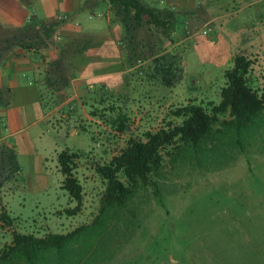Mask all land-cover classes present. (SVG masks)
Listing matches in <instances>:
<instances>
[{"label":"rangeland","instance_id":"1","mask_svg":"<svg viewBox=\"0 0 264 264\" xmlns=\"http://www.w3.org/2000/svg\"><path fill=\"white\" fill-rule=\"evenodd\" d=\"M242 1L250 4L239 11ZM177 22L166 34L144 23L124 38L127 61L141 66L123 77L124 88L104 99L96 117L79 119L81 132L58 142L59 151L81 154L75 171L84 188L81 213H65L77 203L61 188V174L51 173L48 192L36 194L19 173L25 189H16L14 200L2 197L15 219L11 225L0 219V248L11 243L14 232L41 237L91 223L105 190L97 166L119 154L129 139H144L167 122L180 124L170 114L190 100L220 103L224 73L233 62L217 63L216 37L232 46L234 57L244 54L254 61L251 76L264 93V0H197L196 9ZM201 35L211 52L198 46ZM121 117L127 132L118 130ZM219 150L210 146L206 158L176 162L165 155L158 195L150 186L139 190L130 205L137 215L134 236L111 264H264V151L249 147L242 153L229 139ZM38 203L43 207L36 208ZM4 213L0 209V216Z\"/></svg>","mask_w":264,"mask_h":264},{"label":"crops","instance_id":"2","mask_svg":"<svg viewBox=\"0 0 264 264\" xmlns=\"http://www.w3.org/2000/svg\"><path fill=\"white\" fill-rule=\"evenodd\" d=\"M148 1L177 13L175 23L197 7V0ZM124 38L109 0H0V209L10 218L2 197L25 189L19 173L29 191L47 193L50 174L62 175L58 142L81 132L79 119L96 117L141 66L127 61ZM207 39L198 46L211 52ZM215 41L217 63L232 62V46Z\"/></svg>","mask_w":264,"mask_h":264},{"label":"trees","instance_id":"3","mask_svg":"<svg viewBox=\"0 0 264 264\" xmlns=\"http://www.w3.org/2000/svg\"><path fill=\"white\" fill-rule=\"evenodd\" d=\"M109 3L125 37H131L144 23L165 34L176 24L172 11L151 7L144 0H109ZM232 62L233 67L224 73L226 83L221 89L220 103L209 102L204 106L190 100L170 114L181 120L180 124L167 122L158 131L145 133L144 139H129L119 154L96 167L105 190L99 212L91 223L66 234L49 233L41 237L14 232L11 243L0 248V264H111L134 236L137 215L130 205L139 190L150 186L158 195L156 179L163 175L165 155L173 162L189 156L206 158L210 146L220 152L227 139L242 153L249 147L264 151V93L256 88V80L251 76L254 61L238 54ZM117 123L120 132L129 130L125 117ZM80 158V153L69 150L58 155L64 177L61 188L77 203L75 208L65 210L70 217L83 209L84 188L75 174ZM0 219L6 225L14 222L5 213Z\"/></svg>","mask_w":264,"mask_h":264},{"label":"built area","instance_id":"4","mask_svg":"<svg viewBox=\"0 0 264 264\" xmlns=\"http://www.w3.org/2000/svg\"><path fill=\"white\" fill-rule=\"evenodd\" d=\"M206 34V33H205Z\"/></svg>","mask_w":264,"mask_h":264}]
</instances>
